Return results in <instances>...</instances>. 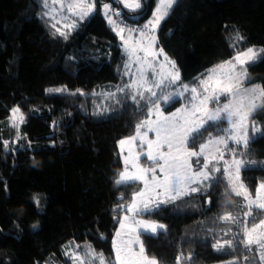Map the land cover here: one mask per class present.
<instances>
[{
  "label": "trees",
  "instance_id": "1",
  "mask_svg": "<svg viewBox=\"0 0 264 264\" xmlns=\"http://www.w3.org/2000/svg\"><path fill=\"white\" fill-rule=\"evenodd\" d=\"M52 1L44 8L41 0H0V264H72L63 253L70 241L89 242L114 259L119 226L114 217L121 219L123 211L113 209L121 193L129 202L141 187L114 183L123 169L118 141L134 135L136 124L149 117L148 108L139 110L116 91L125 83L127 63L120 38L100 12L68 31L67 38L60 36L53 17L44 15ZM156 4L144 0L141 10H127L125 16L149 17ZM158 46L176 62L182 82L195 86L197 78L237 51L264 49V0H178L161 23ZM248 76V85H264V54L248 67ZM61 88L66 91H48ZM183 103L161 105L170 112ZM14 108L24 118L16 127ZM253 119L261 134L237 155L247 161L242 180L255 194L264 182V112ZM242 205L226 181L162 205L145 217L166 229L158 238L142 236L145 249L160 264L259 259L237 244L243 224L219 219L229 212L240 216ZM229 240L238 251L214 248Z\"/></svg>",
  "mask_w": 264,
  "mask_h": 264
},
{
  "label": "snow or ice",
  "instance_id": "2",
  "mask_svg": "<svg viewBox=\"0 0 264 264\" xmlns=\"http://www.w3.org/2000/svg\"><path fill=\"white\" fill-rule=\"evenodd\" d=\"M44 8L49 7V0H41ZM60 3V8H67L72 16L80 20L89 17L95 10L94 0H54ZM126 9L137 12L142 9V0H119ZM178 0H158L153 19L143 26V29L121 27L110 15L111 6L103 5V12L108 23L116 31L123 41L125 51L129 56V63L125 68L130 69L131 63L135 62L138 67L135 79L126 82L123 86H116V91L125 93V100L130 99L134 107L143 111L148 108V116L156 119H145L136 124L135 134L118 141L121 153L128 145L127 155L124 156L123 170L118 173L114 183L120 187H136L142 185L133 192L131 201L127 202L125 195L118 197L120 203L113 209L114 212L123 211L126 214L123 219L119 216L114 220L119 224L122 231H117L113 239L114 259L105 257V254L97 252L91 245L85 246L83 255L72 251L67 252L72 264H160L155 257H150L145 249L141 236L158 238L165 230V226L147 219L137 217L152 216L164 204L173 203L193 193L204 194L207 188L215 187L224 181L227 187L236 197L243 200L242 207L247 211L244 215L250 217L249 221H241L238 215L231 212L219 217V219L233 224H243V239L237 244H243L247 251H252L253 246L258 252L260 264H264V219L257 222V216H264V182H260L255 194L242 181L240 173L245 167V161L236 158L239 148L248 149L253 133L260 132L256 126L254 115L264 112V85L256 84L245 86L250 83L248 67L260 58L255 48L237 51L230 59L222 61L209 69L202 78H197L195 86L183 83L180 78L176 62L171 60L163 49L153 51L154 33L160 21L169 15L173 5ZM56 9L44 15H51ZM115 16L121 13L116 11ZM53 19L55 17L53 16ZM56 23H60L59 20ZM52 25L56 33L67 38V33ZM75 22L66 24L65 27L75 28ZM147 30V31H145ZM127 31L128 38L123 35ZM133 33L138 34V39H133ZM236 39L242 41L244 37L237 32ZM147 41V45L144 44ZM143 52L144 56L138 55ZM264 54V49L259 50ZM163 55L166 64L153 63L157 56ZM151 56L152 60L148 57ZM170 71H165L167 67ZM129 73L126 72L125 75ZM155 77V79H151ZM167 82V83H166ZM176 86L175 91H166V88ZM153 89H160L159 94ZM49 92H63L66 89H49ZM147 93L148 95H145ZM185 93L188 95L185 96ZM74 94V93H73ZM110 98L116 97V92L107 94ZM183 98L185 106L168 115L161 108L178 103ZM261 103H257V102ZM117 103L120 100L117 99ZM213 107H209V105ZM250 105L245 107V105ZM17 122L23 123V114L19 108L12 110L13 127ZM55 123V122H54ZM227 127H223L224 124ZM143 129V131H142ZM215 130L213 134L212 130ZM149 133H154L155 139H149ZM205 134L207 137L205 138ZM204 139L205 142L197 146V141ZM138 142V144H137ZM236 145V148L230 146ZM8 143L4 142V148L8 149ZM139 148V151H137ZM225 152L231 154L229 162L224 159ZM141 157L150 162L145 167L140 164ZM223 162V167L217 165ZM255 164V161H249ZM219 173V175H216ZM37 207H40V198L34 196ZM130 213L131 215H128ZM35 227V226H34ZM231 229H229L230 231ZM103 239L104 237L101 236ZM74 242H69L71 247ZM80 248V245H76ZM225 247L238 251L233 241L224 243L217 242L214 245L217 251ZM247 259V256L244 257ZM191 259V257H189ZM179 262L180 257H177ZM230 264H236L235 261Z\"/></svg>",
  "mask_w": 264,
  "mask_h": 264
},
{
  "label": "rangeland",
  "instance_id": "3",
  "mask_svg": "<svg viewBox=\"0 0 264 264\" xmlns=\"http://www.w3.org/2000/svg\"><path fill=\"white\" fill-rule=\"evenodd\" d=\"M65 2H67V0H65ZM89 2H92V0H89ZM94 2H95V4H96V10L89 16V17H86L85 19H83V20H80L79 19V17H77V16H72L71 15V13H69L68 11H67V8H64V9H61L60 8V3L59 2H54V0L51 2V9L54 7L55 9H56V11L55 12H52V14H51V16L53 17H55V19H54V21H55V23H56V21L57 20H59L60 21V23H56V26H57V28H60L62 31H64V32H68V31H71V30H73V29H75L77 26H79V24L81 23V22H83V21H85V20H87V19H89L92 15H94L95 13H97V12H100V13H102V15L105 17V15H104V12H103V5L104 4H109L110 6H111V11H110V15H112V17H113V19L114 20H116V22L118 23V24H120V26L121 27H125V26H127V27H132V28H137V29H143V26L145 25V24H147L148 23V21L149 20H152L154 17H153V14H154V12H155V9H156V7H157V4H156V6H155V8H154V11H153V13H152V15L151 16H149V17H142V15L141 14H134V13H130L128 16H125V11H127L128 9H126L125 7H124V5L123 4H121L120 2H119V0H94ZM143 3H144V0H142V5H143ZM157 3H158V0H157ZM174 6V5H173ZM51 11V10H50ZM116 11H119L120 13H121V15L119 16V17H117V16H115L114 15V13L116 12ZM171 12V11H170ZM130 17V18H129ZM167 17V16H166ZM165 17V18H166ZM106 18V17H105ZM164 18V19H165ZM107 19V18H106ZM163 19V20H164ZM163 20H161L160 21V24H159V26L155 29V32L154 33H152V32H149V35L151 36V35H154L155 36V43L153 44V47H152V50L153 51H158L159 49H162V48H160L159 46H158V31H159V28H160V26H161V23L163 22ZM73 22H75L76 23V27L75 28H68V27H65V25L66 24H72ZM145 31H147V30H145ZM124 36H125V39H127L128 38V33H127V31L123 34ZM119 38H120V36H119ZM139 37H138V34H136V33H133V39H138ZM120 41H121V43H122V48H123V51H124V53L126 54V57H127V63H129V56H128V53L125 51V48H124V46H123V41L121 40V38H120ZM144 44L145 45H147V41H144ZM253 48H255L257 51H258V55H260V58H261V56H262V54H260L259 53V48H257V47H253ZM164 51V50H163ZM138 55H140L141 57H143L144 56V53L143 52H138L137 53ZM164 54H166L165 52H164ZM167 55V54H166ZM259 58V59H260ZM148 59L149 60H152V57L151 56H149L148 57ZM259 59H257V60H259ZM256 60V61H257ZM126 63V64H127ZM153 63L155 64V65H157V71H159L160 69H159V64H166V61H164V56L163 55H159V56H157L156 57V59L153 61ZM137 67H138V65L135 63V62H132L131 63V68L130 69H125V71H124V74H123V79H124V81H125V83L126 82H131L133 79H135L136 78V76L134 75L135 73H136V70H137ZM171 70V68H170V66L169 67H167L166 69H165V71H170ZM126 72H128L129 74L128 75H125V73ZM180 72V71H179ZM150 75V78L151 79H155V77H151V74H149ZM180 78H181V74H180ZM182 81V80H181ZM167 83V82H166ZM256 84H260V83H256ZM256 84H251V85H256ZM251 85H248V84H246L245 86H251ZM260 85H262V84H260ZM154 91H156L158 94H159V92H160V89H153ZM176 90V86H171V87H168V88H166V91H175ZM145 95H148L147 93H145ZM188 94L187 93H185V96H187ZM181 99H183V98H181ZM258 104L259 103H261V102H257ZM185 106V103H183L182 105H180L178 108H176L175 110H173V111H170V112H167V111H165V115H168V114H170V113H172V112H175L177 109H180V108H182V107H184ZM250 105H245V107H249ZM209 107L211 108V107H213V105H209ZM161 108L163 109V107H162V105H161ZM147 119H153V120H155L156 119V117L155 116H151V117H148ZM19 123V122H18ZM224 127H227V124L225 123V125H224ZM258 128H260V127H258ZM261 130V129H260ZM142 131H143V129H142ZM261 134V131L260 132H256V133H253L252 132V130H251V128H249V135H250V137H252V140L253 139H255V138H257L259 135ZM130 137V136H129ZM125 138H128V137H124V138H122V139H125ZM149 139H155V135H154V133H149V137H148ZM121 139V140H122ZM137 144H138V142H137ZM230 146L231 147H233V148H236L237 146L236 145H234V144H231V142H230ZM127 148H128V145H125V151L123 152V154L121 153V149H120V146H119V150H120V155H121V159H122V163H123V167H124V156H126L127 155ZM137 151H139V148H137ZM236 158L237 159H242V160H244L245 161V167H247V161L244 159V158H242V157H239L238 155H237V153H236ZM224 159L225 160H228L229 162L231 161V159H232V156H231V154L230 153H228V152H225V155H224ZM140 164L142 165V166H145V167H148V166H150V162L149 161H147L144 157H141V159H140ZM217 166H223V162L221 161L220 162V164L219 165H217ZM244 167V168H245ZM123 170V169H122ZM242 170H243V168L241 169V173H240V176H241V179H242ZM243 181V180H242ZM244 182V181H243ZM141 187H142V185H141ZM254 195V194H253ZM131 201V200H130ZM129 201V202H130ZM178 201V200H177ZM176 202V201H175ZM174 203V202H173ZM169 204H171V203H169ZM164 205H168V204H164ZM245 211H247V209H245ZM245 211H240L241 212V214H240V216H239V219H244V220H246V221H248L249 220V218L250 217H247V216H245L244 215V212ZM126 213L125 212H123L122 214H121V219H123V216L125 215ZM128 215H131L130 213H128ZM138 219H147V220H150V219H148V218H146L145 216L144 217H137ZM150 221H153V222H156V223H158V224H162V225H164L165 226V229H166V224L165 223H163V222H160V221H155V220H150ZM117 231H122V230H120V228H119V226H118V228H117V230H116V232ZM115 232V233H116ZM114 237H115V235H114ZM114 239V238H113ZM141 240L143 241V239H142V236H141ZM70 242H74L72 245H71V247H67L68 245H69V242L64 246V249H63V253H64V255L67 257V258H69V256L68 255H66L65 253H66V251L67 252H72V251H75V252H77V253H79V254H81V255H83L84 254V252H85V246L86 245H90V243L89 242H83V243H81V242H77V241H70ZM76 245H80V248H77L76 247ZM96 250V249H95ZM97 252H101V251H98V250H96ZM253 252H254V254H251V255H249V257H252V256H256V257H259L258 256V252H257V250L255 249V246H253ZM247 256V255H246ZM106 257V256H105ZM247 259H248V256H247ZM247 259H238L236 256H234L233 258H231V259H227L226 261H222V262H216V263H214V264H230V262H232V261H235L236 262V264H254V263H256V261L257 260H259V259H253V260H251V261H246Z\"/></svg>",
  "mask_w": 264,
  "mask_h": 264
}]
</instances>
